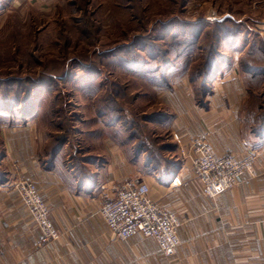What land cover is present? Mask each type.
<instances>
[{"label":"crops","instance_id":"crops-1","mask_svg":"<svg viewBox=\"0 0 264 264\" xmlns=\"http://www.w3.org/2000/svg\"><path fill=\"white\" fill-rule=\"evenodd\" d=\"M25 1L52 8L64 2ZM114 1L115 8L104 12L111 13L109 20L116 26L118 16L131 17L132 11L121 6L122 0ZM262 1H256L257 7H264ZM212 12L219 16L211 8L195 21H213L208 19ZM225 16L238 18L230 13L219 17ZM243 19L252 20L248 14L237 20ZM245 39L241 33L227 45L230 51L224 52L203 100L189 79V59L181 69L173 71L169 62L152 74L116 65L125 77L140 78L147 88L141 92L149 97L144 102L157 105L142 110L153 116L145 133L157 138V163L153 152L135 148L127 125L111 123L96 106L92 123L76 129L82 140L71 145L68 138L51 154L46 147L56 143H50L45 131L42 137L33 118L37 113L25 122L1 123L0 264H264V115L238 66ZM191 136L205 137L218 155L242 157L249 148L258 149L254 172L244 173L240 184L214 198L205 195L192 168ZM12 174L35 181L60 233L57 240L38 244L41 231L17 191L8 186ZM142 180L151 198L181 222L180 245L173 256L163 255L152 237L116 238L99 213L101 202L119 187Z\"/></svg>","mask_w":264,"mask_h":264},{"label":"rangeland","instance_id":"rangeland-1","mask_svg":"<svg viewBox=\"0 0 264 264\" xmlns=\"http://www.w3.org/2000/svg\"><path fill=\"white\" fill-rule=\"evenodd\" d=\"M6 1V7L4 9L0 7V78L5 79V85L11 90H19L21 86H23L21 90H27V86L29 87L27 78L30 75H38L45 70L62 72L66 65L72 67V57L89 56L96 59L94 49L102 51L111 49L123 42L136 40V36L144 33L151 35L152 38L156 35L157 22L174 14L192 21L199 17L205 18L208 9L211 8L219 16L230 13L240 18L243 14H248L252 18L251 21L249 19L238 21L251 22L249 24L251 29L257 31L260 39L264 41V7H257L259 5V2L256 3L257 0H122L121 6L127 5L132 14L131 17L124 14L118 16L116 26L109 20L111 13L104 12L115 8L114 0L113 2L64 0L54 8L48 5L44 7L32 5L25 0L18 1V4L15 0H2V4L4 5ZM178 2H181L180 5ZM133 3L142 17L137 18L133 14V8L128 6ZM261 4H264V0ZM259 16L263 18L260 19ZM157 40L163 45V40ZM236 45L239 48L241 46L239 41ZM140 46L139 44L137 49L142 53L144 50ZM201 51L202 49L198 48L195 52L186 54L185 58L189 60L195 58ZM116 65L95 72V81L100 84L102 91L108 88L110 80H114L124 87L129 96L126 104L128 109L132 108L135 112L146 114L142 111L145 105L146 109H149V106L156 107L157 105H152L155 103L144 102V98L149 97L147 92L144 94L141 92L145 86L142 80L125 77L124 72ZM73 66L75 73L82 70L83 74L84 65L79 63ZM20 77L22 84L16 85ZM60 87L50 95L47 93L43 95L46 101L39 104L41 109H38L33 118L41 126L42 137L45 136V132L48 136L51 133L64 135L68 130L69 135L64 139L69 138L72 145L78 138L82 140L83 136L77 134L76 129L86 126L82 119H88L90 116L93 118L95 114L93 107L96 105L91 106L93 99L89 102L81 94L79 87L65 81H61ZM251 90V96L257 98L260 106L259 113L264 115V84ZM252 106L254 107V101ZM131 112L128 110L127 114L130 115Z\"/></svg>","mask_w":264,"mask_h":264},{"label":"trees","instance_id":"trees-1","mask_svg":"<svg viewBox=\"0 0 264 264\" xmlns=\"http://www.w3.org/2000/svg\"><path fill=\"white\" fill-rule=\"evenodd\" d=\"M180 3L178 2V5ZM1 5L2 0H0V7ZM128 6L133 8V14L137 18L142 17L134 3ZM250 23L245 20L238 21L230 16L213 21H192L182 18L179 14H174L157 22L156 35L152 38L147 33L139 34L135 37L136 40L131 39L132 41L123 42L117 47L103 51L94 49L96 59L89 56L72 57V67L66 65L62 72L45 70L38 75H30L27 78L29 81L27 90H21L23 86L19 89L21 91L11 90L5 85V79L0 78V124L29 120L38 112L39 104L46 101L43 95L46 93L50 95L54 90L61 88V81H65L67 84L79 87L81 94L89 102L93 99L91 106L95 104L100 112L106 115L108 121L127 125L132 137L136 140L135 148L150 151L149 154L153 152L154 159H152L157 163L159 157L156 150L157 138L149 139L150 135L145 133L146 121L153 116L140 114L132 108L128 109L126 104L129 96L124 87L114 80H110L107 84L108 88L102 92L100 84L95 81V72L102 68H113L116 64H122L131 71L152 74L159 71L160 65L169 64V62L172 64L168 68L174 71L184 66L183 62L187 59L186 54L201 48L202 51L195 58L188 60L185 66L189 68V79L196 95L203 100L210 89L209 81L217 73L220 62L226 58L224 52L230 51L227 45L233 44L241 33H245V49L240 54L238 66L247 84L251 88H258L264 84V41L260 39L257 31L251 29ZM157 39L163 40V45L158 43L160 41ZM139 44L144 50L142 53H139L140 50L137 49ZM79 63L85 66L83 74L82 70L74 72L73 65L77 66ZM75 79L77 81H74ZM19 83L22 84V77L16 85ZM128 110L132 111L130 115L127 114ZM92 121L93 118H89L83 120V123L85 127H88ZM66 131L64 135L49 134L50 143L54 142L56 145H47V153L51 154L62 145L64 138L69 135L68 130Z\"/></svg>","mask_w":264,"mask_h":264},{"label":"built area","instance_id":"built-area-1","mask_svg":"<svg viewBox=\"0 0 264 264\" xmlns=\"http://www.w3.org/2000/svg\"><path fill=\"white\" fill-rule=\"evenodd\" d=\"M187 144L195 156L194 174L203 193L212 198L240 184L244 173H253L259 156V150L253 147L241 158L232 153L218 155L205 137L191 136ZM8 186L17 191L41 231L38 244L57 240L60 233L50 219L48 206L41 198L35 181L12 174ZM149 190L148 183L143 180L129 181L112 197L101 202L99 213L116 238L126 240L135 234L152 237L163 255L173 256L180 245L177 228L181 222L175 212L152 199Z\"/></svg>","mask_w":264,"mask_h":264},{"label":"water","instance_id":"water-1","mask_svg":"<svg viewBox=\"0 0 264 264\" xmlns=\"http://www.w3.org/2000/svg\"><path fill=\"white\" fill-rule=\"evenodd\" d=\"M223 18V17H222ZM221 17L219 16H215L214 15V12L211 13V15L208 17L209 20H220L222 19Z\"/></svg>","mask_w":264,"mask_h":264}]
</instances>
